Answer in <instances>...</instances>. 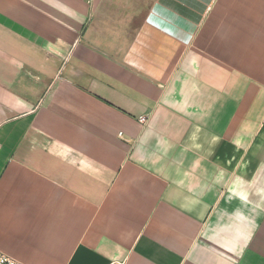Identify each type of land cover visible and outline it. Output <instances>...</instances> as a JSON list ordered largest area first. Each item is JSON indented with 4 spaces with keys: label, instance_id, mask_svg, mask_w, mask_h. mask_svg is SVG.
I'll return each mask as SVG.
<instances>
[{
    "label": "crops",
    "instance_id": "obj_1",
    "mask_svg": "<svg viewBox=\"0 0 264 264\" xmlns=\"http://www.w3.org/2000/svg\"><path fill=\"white\" fill-rule=\"evenodd\" d=\"M0 143L22 264H264V0H0Z\"/></svg>",
    "mask_w": 264,
    "mask_h": 264
},
{
    "label": "built area",
    "instance_id": "obj_2",
    "mask_svg": "<svg viewBox=\"0 0 264 264\" xmlns=\"http://www.w3.org/2000/svg\"><path fill=\"white\" fill-rule=\"evenodd\" d=\"M140 122L145 124L147 122L146 118L141 117ZM2 151V144L0 143V152ZM0 264H22L15 259L9 257L8 255L0 252Z\"/></svg>",
    "mask_w": 264,
    "mask_h": 264
}]
</instances>
